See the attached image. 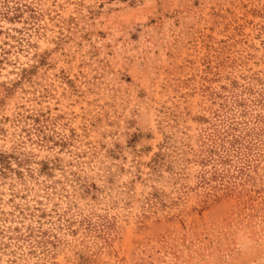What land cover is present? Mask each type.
Returning a JSON list of instances; mask_svg holds the SVG:
<instances>
[{"label":"rangeland","instance_id":"obj_1","mask_svg":"<svg viewBox=\"0 0 264 264\" xmlns=\"http://www.w3.org/2000/svg\"><path fill=\"white\" fill-rule=\"evenodd\" d=\"M0 264H264V0H0Z\"/></svg>","mask_w":264,"mask_h":264}]
</instances>
